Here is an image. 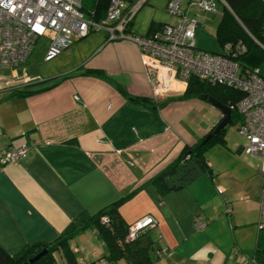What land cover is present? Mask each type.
<instances>
[{
    "label": "crops",
    "instance_id": "crops-1",
    "mask_svg": "<svg viewBox=\"0 0 264 264\" xmlns=\"http://www.w3.org/2000/svg\"><path fill=\"white\" fill-rule=\"evenodd\" d=\"M168 1L147 0L129 30L147 35L152 27L173 21ZM181 4L198 20L197 46L221 50L212 34L220 16L215 22L204 12L203 22L202 10L189 0ZM218 10L220 15L219 5ZM45 39L18 69L0 68V79L21 75L22 69L39 78L22 81L32 91L26 95H11L0 80V156L30 145L18 161L0 162V246L18 255L29 246L51 244L72 224L131 194L118 211L127 224L155 217L149 231L153 264H241V256H232L234 246L253 255L264 227L259 222L264 219L259 218L262 178L258 158L246 154L244 144L217 142L224 144L217 181H190L191 160H182L164 178L180 187L162 190L151 181L185 146L209 133L220 110L209 103L211 118L195 123V110L207 100L175 91L154 95L137 45L109 39L107 31L90 32L49 61L44 60ZM94 70L101 73L88 72ZM197 220L206 225L196 228ZM68 243L76 264L107 259L106 244L93 228L78 231ZM58 250V264H69ZM159 250L166 252L158 256ZM109 263L129 264L124 259Z\"/></svg>",
    "mask_w": 264,
    "mask_h": 264
},
{
    "label": "built area",
    "instance_id": "built-area-1",
    "mask_svg": "<svg viewBox=\"0 0 264 264\" xmlns=\"http://www.w3.org/2000/svg\"><path fill=\"white\" fill-rule=\"evenodd\" d=\"M145 0H110L104 16L95 19L85 13L83 0H0V68L18 69L25 63L39 38H47L49 45L44 60L59 55L78 39L90 32L104 30L109 39H123L135 43L153 84L154 95L169 91L184 92L190 76L207 82L227 84L239 88L243 97L236 104L240 116L238 132L245 138L243 150L258 158L264 197V78L259 67H244L225 55V49L210 52L196 43L198 20L186 14L182 0H169L166 6L173 21L165 22L147 35L134 34L129 30L137 10ZM198 9L217 12L216 0H190ZM30 78L22 69L21 75L0 79L7 88L21 85ZM231 109V108H230ZM30 145L4 150L0 162L14 163L26 155ZM218 193L223 190L218 187ZM264 213V205L262 206ZM109 219L102 217V222ZM156 224L152 215H145L128 225L126 240H134ZM201 229L206 221L197 220ZM263 226V225H262ZM61 251L55 252L56 263ZM166 250H159L158 256ZM232 256H241V264H259L253 255L237 250ZM102 264H110L103 259Z\"/></svg>",
    "mask_w": 264,
    "mask_h": 264
},
{
    "label": "trees",
    "instance_id": "trees-1",
    "mask_svg": "<svg viewBox=\"0 0 264 264\" xmlns=\"http://www.w3.org/2000/svg\"><path fill=\"white\" fill-rule=\"evenodd\" d=\"M109 1L83 0V9L88 11L95 19H99L102 17V13H105ZM217 1L220 9V20L215 35L221 49L218 52L221 53L226 46H229L224 52L227 57L238 62L240 66L259 67L264 78V0ZM131 22H129V25H131ZM156 27L158 26L152 27L150 32ZM88 72L101 73L99 70ZM28 87L26 84L18 85L8 90L11 95H26L32 92ZM204 96L213 97L230 107L232 123L236 120L240 121L236 104L243 97V93L239 88L227 84L207 82L196 76H190L182 97L204 99ZM142 101L146 103L148 99L144 98ZM224 130L225 128H222L205 143H203V140L207 134L195 143L185 146L179 158L160 174L153 177L151 181L162 190L180 187L179 184L169 185L164 178L166 175L171 174L175 167L187 156L189 157L188 160L191 159L210 173L204 153L213 143L224 141ZM211 131L212 129L209 132ZM130 196L131 194L126 195L100 209L97 213L82 219L80 223L72 224L66 232L62 233L51 244H35L24 248L18 255H10L0 246V264H22L32 258L35 260L30 264H57L55 252L59 248L64 252L69 264H76L74 253L69 249L68 242L78 231L86 228H93L102 237L108 250L106 260L109 262L124 259L129 264H153V240L149 236L150 229L134 240H126L129 224L124 221L118 208ZM103 216H106L109 221L103 223ZM253 256L259 264H264V227L259 231Z\"/></svg>",
    "mask_w": 264,
    "mask_h": 264
},
{
    "label": "rangeland",
    "instance_id": "rangeland-1",
    "mask_svg": "<svg viewBox=\"0 0 264 264\" xmlns=\"http://www.w3.org/2000/svg\"><path fill=\"white\" fill-rule=\"evenodd\" d=\"M182 1H185V0H182ZM167 11V9H166ZM168 12V11H167ZM201 12V11H200ZM204 12L206 11H203V15L201 17V20L203 22L206 21L205 19V16H204ZM85 13H86V10H85ZM169 14V13H168ZM208 15H213V18L215 19V22H217V17H219V10L218 12H208L207 13ZM214 19H210L214 22ZM208 20V22L210 21ZM212 34H213V42H214V45L217 47L218 46V50L220 49V46H219V43L217 41V38H216V35H215V32L212 31ZM47 42V40L45 38H39L37 39L36 43L34 44V47H33V52H32V55L35 54L36 50L38 49H42L44 44ZM214 52V51H212ZM264 70V68H263ZM207 105L203 106L204 108H197L195 110V117H194V122L195 123H200L201 121H196L201 119V120H208L209 118H211L212 116V112L209 111L208 108L206 107H210L209 105V102H207ZM202 109V112L199 111ZM238 125H239V120H236L234 123H229L227 124L224 128L225 130L223 131V138L224 139H227L229 141H232L236 144V146H239V145H242V144H245L246 140L245 138L238 132ZM223 146L224 144H221V143H213V146L207 150V152L205 153L204 157L206 158V160L209 161L210 165L212 166V175H209V173L204 170L199 164L193 162V161H187V163L189 164V167H192L190 168V170L188 171V177L191 178L190 181H217V179L219 178V171H220V168H223V165H222V162H220L218 160V154L220 153L219 151H223ZM187 158V159H186ZM185 158V160H188V156ZM191 160V159H190ZM262 204H264V197L262 198ZM259 218H264V213H262V205H261V210H260V217ZM264 219H260L259 222H263ZM132 223V222H131ZM130 224V223H129ZM153 237V236H152ZM154 239V238H153ZM238 250V247H233L232 248V255L235 254V252Z\"/></svg>",
    "mask_w": 264,
    "mask_h": 264
},
{
    "label": "water",
    "instance_id": "water-1",
    "mask_svg": "<svg viewBox=\"0 0 264 264\" xmlns=\"http://www.w3.org/2000/svg\"><path fill=\"white\" fill-rule=\"evenodd\" d=\"M204 99L207 100L212 106L216 107L218 110H220L221 115L219 117L218 122L214 125L212 128V131L209 132L206 137L203 140V143L207 142L214 134H217L222 128H224L227 124L231 123V109L230 107L226 106L225 104L221 103L217 99L213 97L204 96ZM39 256V255H38ZM37 256V257H38ZM35 257V258H37ZM35 259H29L28 261L22 263V264H30Z\"/></svg>",
    "mask_w": 264,
    "mask_h": 264
}]
</instances>
